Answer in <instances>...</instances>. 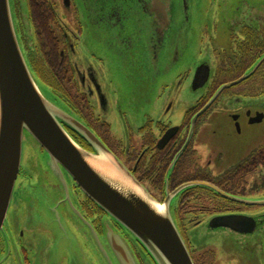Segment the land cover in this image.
Instances as JSON below:
<instances>
[{
  "label": "flooded vegetation",
  "instance_id": "flooded-vegetation-1",
  "mask_svg": "<svg viewBox=\"0 0 264 264\" xmlns=\"http://www.w3.org/2000/svg\"><path fill=\"white\" fill-rule=\"evenodd\" d=\"M11 3L48 97L159 203L182 189L171 208L183 237L198 227L218 234L221 258L186 241L194 264H264V0ZM123 78L144 88L123 95ZM23 155L0 264H146L72 176L46 169L43 149L24 142Z\"/></svg>",
  "mask_w": 264,
  "mask_h": 264
},
{
  "label": "water",
  "instance_id": "water-1",
  "mask_svg": "<svg viewBox=\"0 0 264 264\" xmlns=\"http://www.w3.org/2000/svg\"><path fill=\"white\" fill-rule=\"evenodd\" d=\"M65 126L90 143L94 152L83 149ZM25 137L44 150V166L53 176L64 172L72 176L83 193L121 227L147 258L146 264H194L171 208L172 198L182 189L159 203L96 134L48 97L46 85L22 49L11 0H0V234L21 171ZM167 141L165 136L163 142ZM106 227L115 241L124 243L113 224ZM133 261L130 264H137Z\"/></svg>",
  "mask_w": 264,
  "mask_h": 264
},
{
  "label": "rangeland",
  "instance_id": "rangeland-1",
  "mask_svg": "<svg viewBox=\"0 0 264 264\" xmlns=\"http://www.w3.org/2000/svg\"><path fill=\"white\" fill-rule=\"evenodd\" d=\"M26 6L28 9L27 4L24 2L23 7ZM25 8V7H24ZM26 13L28 14V12L26 11ZM113 74H117L119 75L114 69H113ZM120 90H121V94L125 95L126 93V89L128 90L129 95H135V91H141L144 87H137V86H127L125 79L123 78V82L122 84H120ZM142 92H141V97H142ZM126 98V97H125ZM127 99V98H126ZM24 142L27 144L30 142V140L28 138H24ZM23 158H22V162L26 163V159L27 156L22 154ZM21 162V163H22ZM218 234L217 235H210L208 234L207 229H205V227H198L195 229H189L186 236L183 237L184 241L186 243L190 242L191 245H194L195 247L198 246L200 251H207V250H212L214 251L215 255H217V257L221 258V256L223 255V247L222 245L219 243L218 241ZM226 255V254H225Z\"/></svg>",
  "mask_w": 264,
  "mask_h": 264
},
{
  "label": "trees",
  "instance_id": "trees-1",
  "mask_svg": "<svg viewBox=\"0 0 264 264\" xmlns=\"http://www.w3.org/2000/svg\"><path fill=\"white\" fill-rule=\"evenodd\" d=\"M34 17H36V20L39 18L37 14H34Z\"/></svg>",
  "mask_w": 264,
  "mask_h": 264
}]
</instances>
